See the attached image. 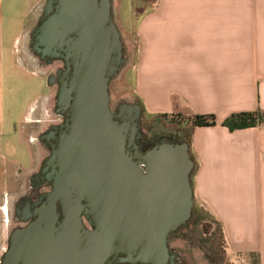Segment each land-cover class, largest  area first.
<instances>
[{
	"label": "water",
	"instance_id": "obj_1",
	"mask_svg": "<svg viewBox=\"0 0 264 264\" xmlns=\"http://www.w3.org/2000/svg\"><path fill=\"white\" fill-rule=\"evenodd\" d=\"M30 46L66 67L65 124L39 172L52 170L53 191L11 232L0 264H176L169 238L192 219L195 163L187 143L141 151L139 105L112 111L110 83L127 62L113 0H46Z\"/></svg>",
	"mask_w": 264,
	"mask_h": 264
},
{
	"label": "crops",
	"instance_id": "obj_2",
	"mask_svg": "<svg viewBox=\"0 0 264 264\" xmlns=\"http://www.w3.org/2000/svg\"><path fill=\"white\" fill-rule=\"evenodd\" d=\"M43 1L0 0V141L16 130L5 74L44 78L26 52ZM139 3L136 61L126 76L136 74L134 93L144 110L216 117L214 127H180L190 131L195 205L222 228L226 261L209 264H264V126H222L233 114H264V0ZM49 94L28 102L23 124L41 123Z\"/></svg>",
	"mask_w": 264,
	"mask_h": 264
},
{
	"label": "rangeland",
	"instance_id": "obj_3",
	"mask_svg": "<svg viewBox=\"0 0 264 264\" xmlns=\"http://www.w3.org/2000/svg\"><path fill=\"white\" fill-rule=\"evenodd\" d=\"M149 1L153 2V0ZM45 3L46 0L43 1L39 18L43 14ZM140 3L139 0H113V10L116 13L115 22L122 35L127 59L119 73L120 76L112 83L113 105L115 106L120 102L143 106L134 93L136 74H133L132 78L124 77L136 61L137 40L131 36L128 29L134 28L137 17L142 13L143 6ZM131 6L133 12H131ZM26 52L33 62L34 71L43 75L44 78L40 79L38 76L27 74H5V78L10 81L7 84L13 89L12 102L14 104L12 106L15 111L16 130L0 141V154H2L0 156V259L7 249L10 233L17 225L16 204L27 193L31 176L39 171L42 163L49 156V151L39 137L51 125L61 121V117L56 113L57 86H50L48 78V76L55 75L60 64L56 62L47 65L40 61L32 52L29 40ZM47 93L50 94L44 101L45 111L41 123L23 124L21 117L28 102L32 101L31 105L33 106L39 101L40 95ZM8 98L6 96V102ZM10 101L11 99H9ZM141 126L143 134L151 142L162 137L186 141L190 135L189 129L181 130L180 126L172 125L160 114L159 116L150 115L145 110H142ZM18 130L21 132L23 142L16 136L17 134H14ZM28 148L33 157L32 161ZM195 207L199 209L195 217L197 223H192L174 234L170 238L169 246L182 255L186 264H209V257L216 261L223 258L222 228L204 208L196 205ZM251 262L256 263V259L253 258Z\"/></svg>",
	"mask_w": 264,
	"mask_h": 264
},
{
	"label": "flooded vegetation",
	"instance_id": "obj_4",
	"mask_svg": "<svg viewBox=\"0 0 264 264\" xmlns=\"http://www.w3.org/2000/svg\"><path fill=\"white\" fill-rule=\"evenodd\" d=\"M124 55H125V52H124ZM126 57V56H125ZM56 63V62H55ZM60 65L58 66L57 70H56V73L55 75H51V76H55L56 77V80H55V84L57 86V90H58V82H59V79L60 77H62L64 74V72L66 71V67L64 65V63L62 62H58ZM125 66V65H124ZM123 66V67H124ZM122 67V68H123ZM122 70V69H121ZM120 70V72H121ZM119 72V73H120ZM128 75V74H126ZM120 76V74H117L112 80H111V83H110V93H111V103H110V106H111V109L114 113H119L120 111H123L126 107V105H139V104H135V103H128V102H120L119 104H117L116 106L113 105L114 104V100H113V97H112V83L113 81L118 78ZM50 76H48L49 78ZM124 77H127V76H124ZM140 106V105H139ZM141 107V106H140ZM61 117V121L57 124H53L51 125L49 128L46 129L45 132H43L39 139L40 141L44 144V146L47 148V150L49 151V156L51 154V149H52V146L55 145L56 142L54 141H50L47 137L49 135H51V133L59 129H61L62 125L65 124V120L62 116ZM142 119V117H141ZM56 128V129H55ZM141 138H140V146H141V151L143 153H146L147 151H150L151 149H153L155 146L159 145L160 142L164 139L166 140H173V141H176L175 139L173 138H170V137H162V138H159L153 142H151L144 134H143V131H142V126H141ZM48 156V157H49ZM48 157L44 160V162L48 159ZM43 162V163H44ZM42 163V165H43ZM42 165H41V168H42ZM41 168L39 169L38 172L34 173L31 178H30V186H29V189L27 191V193L17 202L16 204V212H15V218H16V222H17V225L14 229L16 228H21V227H24L26 226L30 221H22V218H26L28 216V211L30 209V207L32 206L33 203H36L38 202L42 197L52 193L53 191V182L49 179L51 173H52V170L49 169L48 172L44 175H39V172L41 170ZM47 198H43V201H46ZM185 227V226H184ZM183 227V228H184ZM13 229V230H14ZM179 232V231H178ZM173 236V235H172ZM170 236V238L172 237ZM170 238H169V243H170ZM170 245V244H169ZM170 248V246H169ZM170 250L177 254L178 255V258L175 260L176 261V264H186L183 259H182V255L175 252L173 250V248Z\"/></svg>",
	"mask_w": 264,
	"mask_h": 264
},
{
	"label": "trees",
	"instance_id": "obj_5",
	"mask_svg": "<svg viewBox=\"0 0 264 264\" xmlns=\"http://www.w3.org/2000/svg\"><path fill=\"white\" fill-rule=\"evenodd\" d=\"M115 15H116V13L114 11V19H115ZM136 24H137V19H136ZM136 26L137 25H135L134 28H132V29H128V32L135 39H136ZM141 108H142V110H144L143 106H141ZM163 118L167 119L172 125H176L178 127L179 126L182 127L183 125H191L194 128H206V127H214L217 125L216 117L214 115H197V116L188 118V117H185L181 114H174V115H170V116L165 115V116H163ZM222 126L226 129H228V131H230V132L261 127V126H264V114L260 110L256 111V112L233 114L222 123ZM176 142L187 143L190 146V140L189 139L186 141L176 140ZM192 184H193V177H192ZM198 211H199V209L197 207H195L194 211H193L192 219L184 228H187L192 223L193 224L197 223V221L195 220L196 219L195 217H196V214L198 213ZM221 239H222V243L224 245V238H223L222 232H221ZM222 254H223V258L218 260V261H216V259H214V258L212 259L211 257H209L210 262L211 263H224L225 262L224 247H223V253Z\"/></svg>",
	"mask_w": 264,
	"mask_h": 264
}]
</instances>
